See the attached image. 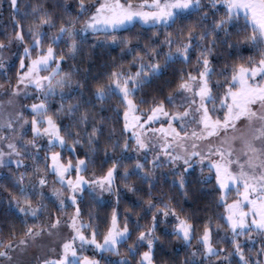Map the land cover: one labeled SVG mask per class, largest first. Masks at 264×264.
I'll return each mask as SVG.
<instances>
[{
    "label": "snow or ice",
    "instance_id": "1",
    "mask_svg": "<svg viewBox=\"0 0 264 264\" xmlns=\"http://www.w3.org/2000/svg\"><path fill=\"white\" fill-rule=\"evenodd\" d=\"M6 3L0 264H264V0Z\"/></svg>",
    "mask_w": 264,
    "mask_h": 264
},
{
    "label": "trees",
    "instance_id": "2",
    "mask_svg": "<svg viewBox=\"0 0 264 264\" xmlns=\"http://www.w3.org/2000/svg\"><path fill=\"white\" fill-rule=\"evenodd\" d=\"M8 16H9V11H8V6H7V3H6V0H0V23H3V24H7L8 23ZM126 35V33H125ZM93 39V37H89V40ZM119 55V49H117L115 52H112L111 55H106L104 51H101L100 49H97L96 50V56L98 59V62L99 63H104L105 60H107L109 63H111V59L112 57H117ZM130 59V57L128 58ZM119 61L117 60V63ZM177 68H179L180 66L177 65L176 66ZM10 75H14V71L12 73H10ZM169 89H165V92H167ZM114 103V102H113ZM194 176L195 175H199V172L197 170L196 173L193 174ZM119 183V181H118ZM199 185H190V188H198ZM165 191L167 192V188H165ZM8 197V192L7 191H4L3 189H0V198H7ZM177 200L179 201V197L177 196ZM109 202H113L114 203V197L110 198V201ZM199 205L201 207H203L206 203V201H198ZM129 205V201L128 200H121L120 202V211L121 213L124 212V210L128 207ZM183 206L187 209L188 207H190V203L189 202H184ZM110 211V209H109ZM3 217H2V214H0V220H2ZM143 223V221H142ZM8 229H7V226L5 225V234L7 233ZM17 231L19 232L20 231V226L17 224ZM123 251V249H122ZM183 250H181V258L183 257ZM99 255H98V259H99ZM109 257L107 256V254H105V259H108ZM167 257H165L166 259ZM111 259H116L115 257H111Z\"/></svg>",
    "mask_w": 264,
    "mask_h": 264
},
{
    "label": "rangeland",
    "instance_id": "3",
    "mask_svg": "<svg viewBox=\"0 0 264 264\" xmlns=\"http://www.w3.org/2000/svg\"><path fill=\"white\" fill-rule=\"evenodd\" d=\"M149 158H151V155H150ZM197 170H198V169H197ZM158 171H167V169H166V168H164V169H159ZM198 172H199V170H198ZM108 199H109V201H110V198H108ZM86 254L91 255V251L87 252ZM97 258H98V255H97Z\"/></svg>",
    "mask_w": 264,
    "mask_h": 264
}]
</instances>
